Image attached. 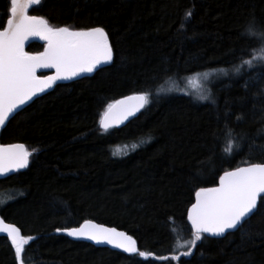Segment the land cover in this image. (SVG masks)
Segmentation results:
<instances>
[{"label": "trees", "instance_id": "16d2710c", "mask_svg": "<svg viewBox=\"0 0 264 264\" xmlns=\"http://www.w3.org/2000/svg\"><path fill=\"white\" fill-rule=\"evenodd\" d=\"M7 7L0 0V29ZM28 13L55 27H103L114 56L89 76L57 83L0 131V144L35 150L27 168L0 177V216L35 237L25 264H264V209L181 255L194 238L186 214L195 192L225 171L264 162V66L234 69L250 58L256 41L242 33L253 16L264 21V0H42ZM220 68L232 76L212 86L209 100L169 89ZM144 91L150 103L135 119L100 129L108 104ZM87 220L126 231L152 256L57 231ZM0 264H18L6 237Z\"/></svg>", "mask_w": 264, "mask_h": 264}, {"label": "snow or ice", "instance_id": "6c2138e0", "mask_svg": "<svg viewBox=\"0 0 264 264\" xmlns=\"http://www.w3.org/2000/svg\"><path fill=\"white\" fill-rule=\"evenodd\" d=\"M41 3L42 0H8L6 24L0 30V128L33 97L52 88L57 81L92 73L113 61V47L103 27L73 30L68 26H52L47 19L28 14L29 8ZM191 16L192 11H186L185 20ZM242 36L256 43L248 50L250 58L242 57L240 64L234 66L237 73L245 65L254 67V61L264 66V21L253 16ZM30 37H39L46 42L43 52L31 54L24 50ZM257 49L259 54H256ZM49 68L55 69L54 75H37L38 69ZM202 75L207 78L209 73ZM199 99L209 100L210 96L201 95ZM149 103L147 91L110 103L101 116L100 126L107 132L114 122H123ZM233 147L230 143L225 151L230 153ZM34 151H29L24 144L0 145V176L27 168ZM260 209H264V162L225 171L219 178L218 187H201L195 192V203L187 210L194 238L182 245L188 250L181 255L191 256L197 241L207 238L205 234L224 236L230 230L242 227ZM63 231L68 236L107 243L145 259L152 256L150 252L140 251L136 240L127 233L92 221ZM0 233H5L11 241L18 264H25L26 246L35 237L23 235L19 227L2 218ZM172 259L179 260L180 257L173 256Z\"/></svg>", "mask_w": 264, "mask_h": 264}, {"label": "water", "instance_id": "95a60500", "mask_svg": "<svg viewBox=\"0 0 264 264\" xmlns=\"http://www.w3.org/2000/svg\"><path fill=\"white\" fill-rule=\"evenodd\" d=\"M32 8V7H31ZM31 8H29V10L31 9ZM29 10H28V12H29ZM29 14V13H28ZM29 15H31V14H29ZM34 16H36V15H34ZM39 17V16H38ZM0 30H2V29H0ZM73 30H75V29H73ZM32 42H38V43H40V44H42V45H44L43 46V50L42 51H40V52H43L44 51V48L46 47V42L44 41V40H42V39H40L39 37H30L26 42H25V45H24V50L26 51V48H27V46L30 44V43H32ZM110 42V41H109ZM27 52V51H26ZM39 53V52H38ZM31 54H36V53H31ZM103 66V65H102ZM93 73V72H92ZM92 73H84V74H81L80 76H78V77H75V78H73V79H71V80H59V81H57L56 83H55V85L57 84V83H67V82H72V81H75V80H78V79H81V78H83V77H86V76H89V75H91ZM55 74V69H53V68H49V69H38L37 70V75L38 76H40V75H54ZM54 85V86H55ZM53 86V87H54ZM52 87V88H53ZM52 88H50V89H47L44 93H40L37 97H39V96H41V95H44L45 93H47V92H49L50 90H52ZM136 94H139V93H133V94H127V95H124V96H121V97H119V98H117L115 101H118V100H121V99H124L125 97H128V96H132V95H136ZM37 97H33V100L35 99V98H37ZM32 100V101H33ZM32 101H29L27 104H25L21 109H19L18 111H17V113L19 112V111H21L22 109H24L26 106H28ZM115 101H113L112 103H114ZM144 109V108H143ZM143 109H141L139 112H136L134 115H131V116H129L126 120H124L123 122H121V123H113V126L111 127V128H120V127H123V126H125L127 123H129L131 120H133V119H135L141 112H142V110ZM17 113H15V114H17ZM14 114V115H15ZM13 115V116H14ZM103 115V114H102ZM12 116V117H13ZM12 117H10V119L12 118ZM9 119V120H10ZM100 119H101V117H100ZM100 119H99V121H100ZM7 123V122H6ZM99 127H100V129H102L101 128V126H100V123H99ZM3 129V127L2 128H0V131ZM110 129V128H109ZM103 130V129H102ZM8 144H23V143H8ZM0 145H6V144H0ZM25 145V144H24ZM246 166H248V164L247 165H241V166H239V167H246ZM237 168V167H236ZM235 168H233V169H230V170H228V171H231V170H234ZM221 175H223V173L221 174ZM0 177H2V176H0ZM220 178V177H219ZM219 186V179H218V182H217V184L216 185H213V186H208V187H204V188H211V187H218ZM193 203H195V195H194V201H193ZM192 203V204H193ZM191 204V205H192ZM191 205H190V207H191ZM189 207V208H190ZM188 208V209H189ZM0 218H2L1 216H0ZM186 218H187V214H186ZM3 219V218H2ZM4 220V219H3ZM5 221V220H4ZM87 221H91V220H87ZM187 221H188V219H187ZM6 223H10V222H7V221H5ZM85 222V221H84ZM84 222H82L81 224H79L78 226H75V227H79L80 225H82ZM93 223H95V224H100V225H103V226H105V227H107V228H116V227H113V226H109V225H105V224H101V223H97V222H95V221H92ZM11 224H14V223H11ZM188 224H189V226H190V228H191V223H190V221H188ZM14 225H16V224H14ZM17 226V225H16ZM18 227V226H17ZM71 228H74V227H71ZM117 229V231H121V232H125V233H127L126 231H124V230H122V229H119V228H116ZM233 231H235V230H230V232H233ZM61 234H64L65 236H67V237H69V238H71V239H77V240H83V241H87V242H89V243H91V244H93L94 246H97V247H105V248H111V249H115V250H119V251H122V252H124V253H127V254H133V253H128V252H125L123 249H120V248H116V247H114L113 245H110V244H107V243H96L95 241H92V240H89V239H86V238H77V237H71V236H68L67 235V233L65 232V231H59ZM128 234V233H127ZM227 233H225V235H226ZM129 235V234H128ZM224 235V236H225ZM131 236V235H130ZM205 236H207V237H211V238H221V237H224V236H218V237H213V236H208L207 234H205ZM0 237H6L7 238V235L5 234V233H0ZM8 239V238H7ZM134 239V238H133ZM9 240V239H8ZM10 241V240H9ZM11 242V241H10Z\"/></svg>", "mask_w": 264, "mask_h": 264}, {"label": "rangeland", "instance_id": "374dc122", "mask_svg": "<svg viewBox=\"0 0 264 264\" xmlns=\"http://www.w3.org/2000/svg\"><path fill=\"white\" fill-rule=\"evenodd\" d=\"M256 54L259 53L256 52ZM205 72L209 73L207 78L202 75ZM224 72H227V75H225ZM228 76H232L231 70L229 69L220 68L218 70H206L204 72H200L198 74H194L192 76L184 78L181 81H173L174 83L169 85V89L176 90L178 92H183L188 96H192L193 98L202 102L205 100H201L199 99V97L201 95H208L212 97V86L216 83L223 81ZM169 89L166 88V91L170 92Z\"/></svg>", "mask_w": 264, "mask_h": 264}, {"label": "bare ground", "instance_id": "6f19581e", "mask_svg": "<svg viewBox=\"0 0 264 264\" xmlns=\"http://www.w3.org/2000/svg\"><path fill=\"white\" fill-rule=\"evenodd\" d=\"M16 115V114H15Z\"/></svg>", "mask_w": 264, "mask_h": 264}]
</instances>
